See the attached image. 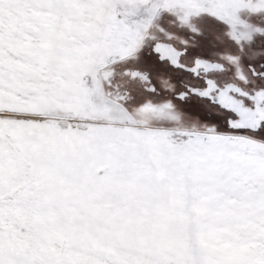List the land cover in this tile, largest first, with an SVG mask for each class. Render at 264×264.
Wrapping results in <instances>:
<instances>
[{
    "label": "snow or ice",
    "instance_id": "1",
    "mask_svg": "<svg viewBox=\"0 0 264 264\" xmlns=\"http://www.w3.org/2000/svg\"><path fill=\"white\" fill-rule=\"evenodd\" d=\"M0 264H264V0H0Z\"/></svg>",
    "mask_w": 264,
    "mask_h": 264
}]
</instances>
